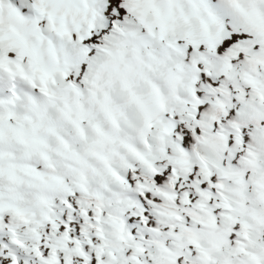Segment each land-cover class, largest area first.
Returning <instances> with one entry per match:
<instances>
[{"label":"snow or ice","instance_id":"snow-or-ice-1","mask_svg":"<svg viewBox=\"0 0 264 264\" xmlns=\"http://www.w3.org/2000/svg\"><path fill=\"white\" fill-rule=\"evenodd\" d=\"M0 264H264V0H0Z\"/></svg>","mask_w":264,"mask_h":264}]
</instances>
